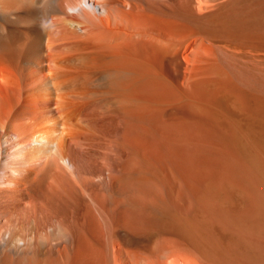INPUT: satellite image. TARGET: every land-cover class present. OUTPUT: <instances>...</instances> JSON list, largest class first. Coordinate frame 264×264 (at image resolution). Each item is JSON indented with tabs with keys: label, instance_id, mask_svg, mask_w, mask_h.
Segmentation results:
<instances>
[{
	"label": "bare ground",
	"instance_id": "bare-ground-1",
	"mask_svg": "<svg viewBox=\"0 0 264 264\" xmlns=\"http://www.w3.org/2000/svg\"><path fill=\"white\" fill-rule=\"evenodd\" d=\"M0 264H264V0H0Z\"/></svg>",
	"mask_w": 264,
	"mask_h": 264
}]
</instances>
